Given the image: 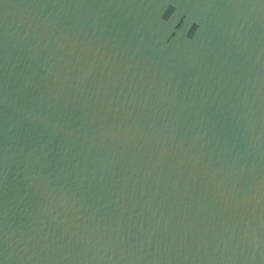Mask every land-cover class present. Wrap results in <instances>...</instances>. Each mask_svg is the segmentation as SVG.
I'll use <instances>...</instances> for the list:
<instances>
[{
	"label": "water",
	"instance_id": "95a60500",
	"mask_svg": "<svg viewBox=\"0 0 264 264\" xmlns=\"http://www.w3.org/2000/svg\"><path fill=\"white\" fill-rule=\"evenodd\" d=\"M0 264H264V0H0Z\"/></svg>",
	"mask_w": 264,
	"mask_h": 264
}]
</instances>
